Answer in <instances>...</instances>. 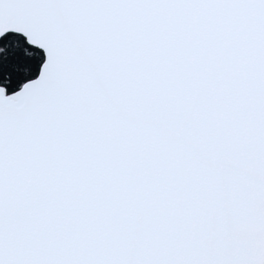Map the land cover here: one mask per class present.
I'll use <instances>...</instances> for the list:
<instances>
[{"label":"snow or ice","instance_id":"obj_1","mask_svg":"<svg viewBox=\"0 0 264 264\" xmlns=\"http://www.w3.org/2000/svg\"><path fill=\"white\" fill-rule=\"evenodd\" d=\"M0 264H264V0H0Z\"/></svg>","mask_w":264,"mask_h":264}]
</instances>
